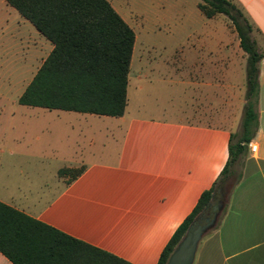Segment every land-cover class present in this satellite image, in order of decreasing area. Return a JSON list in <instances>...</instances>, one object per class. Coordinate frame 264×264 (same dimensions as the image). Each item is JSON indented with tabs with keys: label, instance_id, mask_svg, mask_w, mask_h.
<instances>
[{
	"label": "crops",
	"instance_id": "0c3cea01",
	"mask_svg": "<svg viewBox=\"0 0 264 264\" xmlns=\"http://www.w3.org/2000/svg\"><path fill=\"white\" fill-rule=\"evenodd\" d=\"M108 1L134 32L118 116L19 103L53 42L0 0V29L10 56L24 67L18 82L25 81L17 106L0 108V201L121 261L156 264L226 163L228 97L245 101L244 81L228 84V51H240V74L245 54L227 17L205 16L198 0V17L208 25L168 46L152 39L169 34L159 24L183 9L182 0ZM231 1L261 54L257 126L249 140L255 149L240 155L225 210L198 240L191 264H264V0ZM0 264L14 263L0 252Z\"/></svg>",
	"mask_w": 264,
	"mask_h": 264
},
{
	"label": "trees",
	"instance_id": "16d2710c",
	"mask_svg": "<svg viewBox=\"0 0 264 264\" xmlns=\"http://www.w3.org/2000/svg\"><path fill=\"white\" fill-rule=\"evenodd\" d=\"M5 2L53 42L52 49L19 95V103L113 116L123 113L134 32L108 0ZM197 7L207 17L222 13L235 30L238 45L245 54V101L240 129L236 136L232 132L229 137L228 157L219 177L199 194L194 207L163 247L156 264L165 263L189 222L203 207L211 210L215 199L222 201L214 226L217 225L225 210L228 188L238 178L237 172L226 183L223 193L217 188L226 182L231 166L245 152L257 126L261 54L251 36L250 23L231 0H198ZM63 170L67 169L60 171ZM78 171L71 172L75 175ZM0 252L14 264H129L1 201Z\"/></svg>",
	"mask_w": 264,
	"mask_h": 264
},
{
	"label": "rangeland",
	"instance_id": "374dc122",
	"mask_svg": "<svg viewBox=\"0 0 264 264\" xmlns=\"http://www.w3.org/2000/svg\"><path fill=\"white\" fill-rule=\"evenodd\" d=\"M196 0H182V7L183 9L177 13L174 14L172 17L167 18L166 21H163L159 24V27L162 30H165L166 32H169V34L161 35L162 37L152 39L154 42H164L169 45V43H179L184 44L187 41V38L191 36L190 32L193 30V28L203 29L205 21V26L208 25L209 20L201 19L198 16L201 14H198V10L196 6L194 5V2ZM201 17V16H200ZM223 17V16H221ZM12 18V17H11ZM224 19V17L222 18ZM161 21V18H159V22ZM158 22V23H159ZM213 22V20H212ZM229 20L227 21V25H230ZM160 29V30H161ZM230 31V30H229ZM32 34V33H31ZM7 33L4 31V29H0V108L8 110L11 108H15L17 106V102L15 101V96L22 90L24 86V82H18L19 79H21V70L24 68L22 65H20L19 61L17 62L15 59V55L10 56V49L7 48L10 47V45H7L6 39H7ZM158 36V35H157ZM172 38V39H171ZM233 47L232 43H229V48ZM6 49L7 52H6ZM16 49H14V52ZM150 53H153V50H149ZM170 50L164 49L161 51L162 56H166ZM229 56L227 63L229 65H232L233 67V80L229 81L228 84H234L239 86L241 84L244 78V71L241 70L240 74V68H241V62L242 58L240 55V51L230 50L229 49ZM11 58H14L13 60ZM21 62V61H20ZM20 71V74H19ZM243 75V76H242ZM242 80V81H241ZM240 87V86H239ZM235 90H233V95ZM242 95H240V98ZM244 97V96H243ZM229 100H233L231 103V106H229L228 111L232 113L233 120L230 123V126H232V132L236 136L237 132L240 129V117L242 114V107L243 105H237L235 104V96L228 97ZM132 101V100H130ZM234 102V103H233ZM241 106V107H240ZM233 109H232V108ZM238 162L235 161L234 164L231 166L232 172L228 175L226 179V183L229 184L230 181H232L236 175L237 169H238ZM53 180V179H52ZM53 185V183H52ZM219 199V198H217ZM217 201L214 200L213 204H216ZM209 210V209H206ZM203 213L201 214L200 222H204V217H207ZM213 209L210 210V217L212 215Z\"/></svg>",
	"mask_w": 264,
	"mask_h": 264
},
{
	"label": "water",
	"instance_id": "95a60500",
	"mask_svg": "<svg viewBox=\"0 0 264 264\" xmlns=\"http://www.w3.org/2000/svg\"><path fill=\"white\" fill-rule=\"evenodd\" d=\"M225 185L226 182L224 181L218 186L217 191L223 193ZM221 206V200H217L216 204L211 205V208L213 209L212 215L210 217H204V222H200V218L206 207H203L199 213L196 214L167 256L164 264H191L198 240L207 230L214 226Z\"/></svg>",
	"mask_w": 264,
	"mask_h": 264
},
{
	"label": "built area",
	"instance_id": "2783aa9c",
	"mask_svg": "<svg viewBox=\"0 0 264 264\" xmlns=\"http://www.w3.org/2000/svg\"><path fill=\"white\" fill-rule=\"evenodd\" d=\"M247 146H248L250 151H253L255 149V145L253 143L249 142V141L247 143Z\"/></svg>",
	"mask_w": 264,
	"mask_h": 264
},
{
	"label": "flooded vegetation",
	"instance_id": "af4514ba",
	"mask_svg": "<svg viewBox=\"0 0 264 264\" xmlns=\"http://www.w3.org/2000/svg\"><path fill=\"white\" fill-rule=\"evenodd\" d=\"M215 200H216V199H215ZM204 215L209 216V215H210V209H209V210H206V211L204 212Z\"/></svg>",
	"mask_w": 264,
	"mask_h": 264
}]
</instances>
